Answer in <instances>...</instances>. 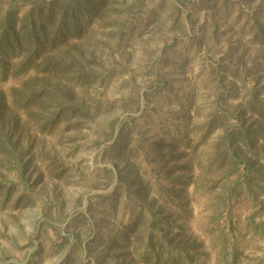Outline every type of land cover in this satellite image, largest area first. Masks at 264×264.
Returning <instances> with one entry per match:
<instances>
[{"label": "rangeland", "instance_id": "obj_1", "mask_svg": "<svg viewBox=\"0 0 264 264\" xmlns=\"http://www.w3.org/2000/svg\"><path fill=\"white\" fill-rule=\"evenodd\" d=\"M98 1L83 0L86 13L78 16L72 0H0V264H166L144 248L146 212L166 242L185 236L191 264H228L217 236L230 225L234 264H257L260 257L264 264V195L260 208L242 195L221 211L223 179L217 163H207L221 125L203 132L215 85L201 66L207 52L215 61L224 46H236L238 26L217 14V47L206 50L191 39L205 32L210 39L211 20L190 35L181 24L188 13L201 26L199 0L181 11L179 26L175 0H147V8L162 3L156 20L123 35L133 0H107L95 15ZM74 20L77 31L63 27ZM159 56L163 82L153 88ZM254 73L264 82V69ZM238 94L227 108L246 104L243 89ZM120 130L130 132L129 150L115 142ZM171 151L181 156L166 160ZM178 161L188 165L174 171ZM261 165L264 154L254 161ZM262 174L256 182L264 188ZM152 196L162 209L150 204ZM141 204L149 207L144 215Z\"/></svg>", "mask_w": 264, "mask_h": 264}, {"label": "trees", "instance_id": "obj_2", "mask_svg": "<svg viewBox=\"0 0 264 264\" xmlns=\"http://www.w3.org/2000/svg\"><path fill=\"white\" fill-rule=\"evenodd\" d=\"M106 1L107 0L98 1L97 8H95V15L97 11H100V9L106 5ZM161 1L162 0L159 2ZM190 1L193 3V7L198 6V4H196L197 2L194 0H175V8L177 12L173 16L175 26L180 25L179 19L181 11H185L186 13L185 8L191 7L188 6ZM147 2V0L132 1L129 8L134 7L136 9L133 10V8H130L131 10L129 11L128 8L132 17L130 16L131 19H128V21H130L127 24V27L125 26V28L121 31L122 35L125 32L131 34L130 31H132V29L137 25H142V23H144L143 26H146L147 28L149 24L156 20L158 9L162 7V3L157 2L154 6L147 8ZM199 5L198 10L204 12V19H198L196 22H199V25L201 26L195 28L194 22L188 18V13L185 14L186 17L182 18L181 24L183 23V27L187 29V33L190 35V32L195 31V29L203 30L202 26L204 23H207L209 19L211 20L210 24L212 32L210 34V39L206 37V32L203 38L191 39L195 41L197 40L198 43L204 45L206 50H209L213 46L217 47V45L214 44L215 32L217 33V14H220L221 19L224 20L226 24L229 23V25L233 27L238 26V29L241 31L236 32L237 38L235 47L227 48L224 46L223 49L219 50V56L217 57L218 60L215 61L211 60L214 58V55L207 52L205 64L201 66L203 71H207V78L210 83H214L215 85L214 101L212 103L213 110L209 114L206 124L203 125V132H214V124L216 125V123H219V125H221L217 139L218 141L213 151L209 153L210 158L207 160L209 165H212L213 162L217 163V168L219 169L218 171L221 173V177L223 179L222 192L219 196H216V200L218 205H220L222 212H227L231 206L232 200L242 195H244V198L253 200L260 208L261 202L258 201V197L259 195H264V188H262V186H258L256 180H261L260 174L263 176L262 173L264 171V165L256 167L254 166V161L259 158V155L264 154V95L262 94L264 93V82H262V74L257 75L254 72L264 69V0H199ZM69 6L71 7L70 9H72L78 16H80L81 13H86L83 8V0H72ZM69 11L71 10L68 9L66 13ZM138 14H141L143 20L140 18L138 20L133 19ZM78 23H80L79 20H74L71 22H63L62 25L63 27L70 26L72 27V31H77L81 28ZM245 32H248L250 35L246 37L244 34ZM31 34H34V32L31 31ZM174 38H176V36H174ZM32 41L36 42L37 40L32 39ZM211 41L213 42L212 46L209 45ZM166 47L167 45H164L163 48ZM180 59L182 60V58ZM160 63L161 56H159L155 63H153L154 78L150 83V87H157L163 82L161 78L162 71ZM189 64L190 63L188 61L186 65L182 64L183 66L181 65V67H184L183 69H187ZM160 86L161 85L158 87ZM242 89L244 93L243 98L245 97L246 104H244L241 108L242 104L240 102L234 105L233 108H227L229 99L235 95H239L238 93ZM156 90H158V88ZM137 109H139V104ZM246 114L247 117H245ZM186 117L187 116L185 115V120ZM115 130L116 128L112 126L110 136L114 135ZM129 135V131L124 132L123 130H120L115 137V142H121L122 147L129 150ZM187 135V140L183 138V142L185 144L183 152L186 153L184 154L185 157L190 155V151L188 149V152L185 151L186 148L189 147L188 141L191 140L188 131ZM176 156L180 157L181 153L179 151H171L169 154H164L163 157L167 160L168 157ZM126 164V167L128 168L130 163L127 160ZM184 164L188 165L187 162L180 164V161H178L174 171L176 168L180 170ZM134 175L135 180H139L140 177L137 175V172ZM179 179L180 176H178V174L176 177L171 178L170 186L172 190L176 188ZM164 195L163 206L165 207L168 203L169 196L165 193ZM115 198L116 196H114V199ZM150 204L156 208H163L161 206H156V200L153 196L150 199ZM141 206L143 212L142 215H144V210L148 211V206H145L144 204H141ZM175 211L179 212L182 210L178 206ZM146 215L148 216L146 217ZM250 217L248 220L251 219ZM144 218H146L145 224L146 222L150 223L149 227L145 229L146 236L144 243V248L149 251V254L153 255L156 259H163L166 264H170L174 258L176 261H179V264H191V262H193L194 256L190 252L194 250H192L189 245V241L187 243L185 236H179V243L171 245V240L170 242L168 240V242H166V236L160 232V229L156 227V229L153 228L156 221L155 217L151 214H147L146 212ZM162 221L164 222V220ZM226 225L229 226L230 224L227 223ZM256 225H261V223H257ZM132 228L133 227L129 228V230H132ZM233 230V226L230 225L229 229L220 230L221 233L217 236V238L219 236L222 238V251L224 252L223 257L226 259L228 264H234L236 258L238 257V252L235 248L236 245L232 240L233 234L231 233ZM230 240L231 244L229 245ZM215 241L216 240H213V242ZM199 248L201 249L202 255L206 258V256H208V252L202 247ZM175 253L177 254V257H173ZM257 264H262L261 257L259 258Z\"/></svg>", "mask_w": 264, "mask_h": 264}]
</instances>
